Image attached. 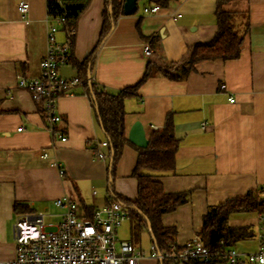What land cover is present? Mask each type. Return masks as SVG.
Returning <instances> with one entry per match:
<instances>
[{
	"label": "crops",
	"instance_id": "obj_1",
	"mask_svg": "<svg viewBox=\"0 0 264 264\" xmlns=\"http://www.w3.org/2000/svg\"><path fill=\"white\" fill-rule=\"evenodd\" d=\"M20 1L29 5L25 20L17 11ZM50 1L0 0V261L15 254V203L34 213H48L55 200L67 196L76 212L87 217L86 209L93 211L109 200L107 147L96 148L104 160L96 159L91 150L106 139L94 119L85 86L75 87L73 97L58 99L60 123L55 127L67 138L65 143L51 139L40 103L17 87L18 76H40ZM57 1L84 8L76 23L70 61L59 69V75L90 78L93 84L116 93L135 85L149 62L155 67L187 68L194 45L209 43L217 30L214 12L220 0H172L152 15L143 14V9L154 4L138 0L135 14L117 19L86 77L72 62H82L95 48L104 0ZM225 8L247 12L248 31L237 59L196 63L179 81L154 74L138 88L136 97L125 101L126 138L135 123L148 140L151 127L160 131L168 117L172 120L179 141L175 167L171 174H157L154 179L166 194L189 193L185 204L161 218L164 227L176 230L177 246L197 234L208 208L264 187V0H231ZM57 40L64 41L63 33L57 34ZM144 44L149 45L152 58L143 55ZM42 153L46 159L40 158ZM135 162V149L126 146L112 182L115 194L131 202L137 197L136 180L130 177ZM127 224L129 236L117 239L148 255V230L138 232L132 220ZM227 226L246 229V237L231 248L256 250L258 239L264 236V206L260 214L231 216ZM142 237L148 240L147 250L138 245ZM249 242V249H237ZM139 264L159 263L145 258Z\"/></svg>",
	"mask_w": 264,
	"mask_h": 264
},
{
	"label": "trees",
	"instance_id": "obj_2",
	"mask_svg": "<svg viewBox=\"0 0 264 264\" xmlns=\"http://www.w3.org/2000/svg\"><path fill=\"white\" fill-rule=\"evenodd\" d=\"M125 0H104L102 11V29L99 40L82 62L73 61L77 71L86 77L91 69L95 55L102 43L113 29L117 19L123 16V3ZM172 0H150L159 8H166ZM231 0H220L216 4L214 12L217 30L212 40L207 44H196L192 48L188 67H155L151 62L147 63L141 79L133 86L126 87L116 93H111L92 82L84 84L88 99L93 111L94 119L101 129L107 142L106 156L109 158L107 167L108 201L117 202L129 209V220L135 225L138 232L147 229L151 244L157 252L168 250L176 245L174 228H166L161 222L163 215L173 212L188 200V192L166 194L162 185L157 181V174H171L175 167V154L179 141L174 136L171 118L165 120L160 131L152 130L148 136L147 147L140 149L132 145L125 136V101L136 97L138 88L154 74L163 75L172 81L186 78L193 69V65L203 61L235 60L239 57L243 37L248 31L247 12L230 11L225 5ZM57 0L48 3L53 15H65V24L76 29V23L83 12L82 7L65 6V11L57 5ZM136 13V9L132 14ZM66 26V27H67ZM70 61V59H69ZM130 146L136 151V162L130 177L136 180L137 197L134 201H128L115 194L112 188L114 172L123 150ZM96 152V147L91 148ZM106 203V204H107ZM264 206V187H257L240 197L228 199L223 203L207 209L202 217V224L197 236L203 245L209 249L219 248L220 244L230 247L234 242L246 237V229L233 230L227 226L229 218L238 214L261 213ZM86 215L92 211L86 209ZM15 216L34 213L26 205L15 203L12 207ZM159 264H174L170 261H158Z\"/></svg>",
	"mask_w": 264,
	"mask_h": 264
},
{
	"label": "built area",
	"instance_id": "obj_3",
	"mask_svg": "<svg viewBox=\"0 0 264 264\" xmlns=\"http://www.w3.org/2000/svg\"><path fill=\"white\" fill-rule=\"evenodd\" d=\"M65 11V5L57 2ZM29 5L26 1L17 4V11L25 20ZM159 7L150 5L143 14H156ZM46 49L39 63L40 76L37 78L17 77V87L27 91L31 99L41 105L45 129L53 141L65 143L67 138L56 125L60 123L57 109L58 99L73 97L74 88L91 82L78 77L63 78L58 71L69 62L72 39L75 29L65 24V15H53L47 4ZM67 26V27H66ZM64 35V41L57 40V34ZM143 55L152 58L153 52L144 44ZM233 103L232 97L228 98ZM156 130V127H151ZM21 129H18L20 131ZM106 148L107 142L96 148ZM98 160L105 155L96 150ZM41 159L47 154L42 153ZM58 168L57 164H54ZM62 176L63 171L58 168ZM95 194V192H93ZM61 213L59 223L45 222L46 213L23 214L15 217L12 236L15 245L14 257L0 261V264H139L145 258L156 261H170L174 264H264V236L258 239L256 250L241 252L220 244L219 248L205 247L195 235L182 246L172 245L168 250L157 252L151 244L148 255L135 249L129 242L117 239V230L123 222L129 221V209L120 203L110 202L92 211L90 216L76 212L75 203L67 196L53 203Z\"/></svg>",
	"mask_w": 264,
	"mask_h": 264
},
{
	"label": "water",
	"instance_id": "obj_4",
	"mask_svg": "<svg viewBox=\"0 0 264 264\" xmlns=\"http://www.w3.org/2000/svg\"><path fill=\"white\" fill-rule=\"evenodd\" d=\"M138 0H125L123 3L122 11L124 15H130L135 9L136 2ZM89 76V75H88ZM90 83V82H89ZM127 140L134 146L140 149H144L147 147V139L145 138L144 132L139 125V123H135L131 128Z\"/></svg>",
	"mask_w": 264,
	"mask_h": 264
},
{
	"label": "rangeland",
	"instance_id": "obj_5",
	"mask_svg": "<svg viewBox=\"0 0 264 264\" xmlns=\"http://www.w3.org/2000/svg\"><path fill=\"white\" fill-rule=\"evenodd\" d=\"M60 213H61V211H60L58 208H54V207H53L52 209H50V210L48 211V213H46V214H49V217H47V218L44 219L45 222L59 223V221H60V217H59ZM13 223H14V222H13ZM128 234H129V231H128V224H127V221H125V222H123L122 225L118 228V230H117V236H118L119 238H124V237L129 236ZM138 245H139L141 248L147 250V249H148V240H147V238H146V237H142V238L140 239ZM251 245H252V242H249V243H247V244H245V245H242V244H241V245L237 246V249H238V248L241 249V248H243V247L249 249V248L251 247Z\"/></svg>",
	"mask_w": 264,
	"mask_h": 264
}]
</instances>
